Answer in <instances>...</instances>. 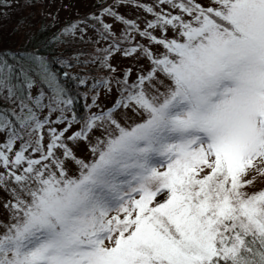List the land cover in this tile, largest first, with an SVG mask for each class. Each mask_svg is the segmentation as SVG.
I'll return each instance as SVG.
<instances>
[{
  "label": "snow or ice",
  "instance_id": "6c2138e0",
  "mask_svg": "<svg viewBox=\"0 0 264 264\" xmlns=\"http://www.w3.org/2000/svg\"><path fill=\"white\" fill-rule=\"evenodd\" d=\"M47 15L0 44V264H264V0Z\"/></svg>",
  "mask_w": 264,
  "mask_h": 264
},
{
  "label": "rangeland",
  "instance_id": "374dc122",
  "mask_svg": "<svg viewBox=\"0 0 264 264\" xmlns=\"http://www.w3.org/2000/svg\"><path fill=\"white\" fill-rule=\"evenodd\" d=\"M96 0H43L42 3H36L32 7H26L24 5V0H17L16 3L13 4V7L10 9H6L5 11L9 12L10 15L6 18V20H10L12 24L17 23L21 19L25 20L23 28L20 29V33L18 36H15V33H6L0 32V44L5 45L9 44L12 46H18L22 42V36L25 32L26 28L29 27L33 23H40L44 18L45 21H52L51 17H48V13L57 14V23L64 24L66 21L73 20L77 16H83L87 13L91 12L93 6H95ZM59 27V26H58ZM122 64L127 65L130 64L131 61H121ZM107 103H111V101H107ZM84 154L86 151L84 149L81 150ZM257 187L264 186V178H257ZM3 194L0 193V197ZM3 210L0 209V215H3Z\"/></svg>",
  "mask_w": 264,
  "mask_h": 264
},
{
  "label": "trees",
  "instance_id": "16d2710c",
  "mask_svg": "<svg viewBox=\"0 0 264 264\" xmlns=\"http://www.w3.org/2000/svg\"><path fill=\"white\" fill-rule=\"evenodd\" d=\"M95 6H93L91 9H93ZM20 21H25L23 19H21ZM52 22L51 21H45V18L40 22V23H33L31 25H28V26H31V29H29V27H25L26 30L25 31H28V30H32V31H35L36 28H38L40 25H43V24H51ZM26 24H24L25 26ZM61 25L63 24H56L55 28L51 29L52 31H55L56 28H59ZM59 26V27H58ZM23 28V27H20V25L18 23H14L12 24V22H10V20H6V18H0V32H6V33H15V36H18V33H20V29ZM22 41L24 39V33H23V36H22ZM5 47H17V46H12V45H9V44H5L4 45Z\"/></svg>",
  "mask_w": 264,
  "mask_h": 264
}]
</instances>
